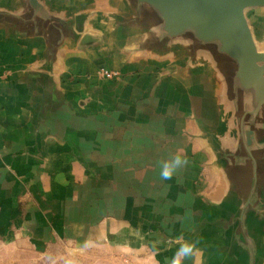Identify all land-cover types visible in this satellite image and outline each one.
I'll use <instances>...</instances> for the list:
<instances>
[{"label":"crops","instance_id":"obj_1","mask_svg":"<svg viewBox=\"0 0 264 264\" xmlns=\"http://www.w3.org/2000/svg\"><path fill=\"white\" fill-rule=\"evenodd\" d=\"M260 16L246 10L264 53ZM260 98L218 40L149 2L0 0V231L48 241L42 221L152 264L184 241V264H264Z\"/></svg>","mask_w":264,"mask_h":264},{"label":"water","instance_id":"obj_2","mask_svg":"<svg viewBox=\"0 0 264 264\" xmlns=\"http://www.w3.org/2000/svg\"><path fill=\"white\" fill-rule=\"evenodd\" d=\"M160 7L175 31L194 28L205 39L218 40L221 50L235 59L240 73L260 89L264 100V53L258 51L246 10L264 7V0H141ZM36 3V0H30Z\"/></svg>","mask_w":264,"mask_h":264},{"label":"rangeland","instance_id":"obj_3","mask_svg":"<svg viewBox=\"0 0 264 264\" xmlns=\"http://www.w3.org/2000/svg\"><path fill=\"white\" fill-rule=\"evenodd\" d=\"M34 225H37V236L48 241L16 229L0 231V264H152L148 253L122 251L119 245L101 241L100 237L90 240L82 235L76 242L73 237L63 239L64 235L70 236V231L62 230L59 225L58 230L62 232L51 233V237L42 221Z\"/></svg>","mask_w":264,"mask_h":264},{"label":"clouds","instance_id":"obj_4","mask_svg":"<svg viewBox=\"0 0 264 264\" xmlns=\"http://www.w3.org/2000/svg\"><path fill=\"white\" fill-rule=\"evenodd\" d=\"M188 163L186 158L176 154L169 160H165L159 171L161 179H171L176 170ZM194 242L184 241L174 252L173 256L169 259L168 264H184V261L189 258L194 252Z\"/></svg>","mask_w":264,"mask_h":264},{"label":"built area","instance_id":"obj_5","mask_svg":"<svg viewBox=\"0 0 264 264\" xmlns=\"http://www.w3.org/2000/svg\"><path fill=\"white\" fill-rule=\"evenodd\" d=\"M103 74L106 78H112V79L119 76V73L117 72L103 71Z\"/></svg>","mask_w":264,"mask_h":264}]
</instances>
